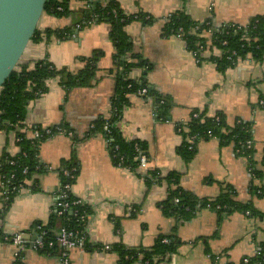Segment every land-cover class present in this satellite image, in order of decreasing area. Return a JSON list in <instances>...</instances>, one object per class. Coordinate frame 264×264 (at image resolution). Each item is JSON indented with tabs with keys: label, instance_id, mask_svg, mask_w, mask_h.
Masks as SVG:
<instances>
[{
	"label": "crops",
	"instance_id": "1",
	"mask_svg": "<svg viewBox=\"0 0 264 264\" xmlns=\"http://www.w3.org/2000/svg\"><path fill=\"white\" fill-rule=\"evenodd\" d=\"M117 1L125 15H144L150 20H136L126 27L132 49L123 61L144 63L127 73L115 60L117 50L108 22L77 28L88 11L86 1L72 0L67 17L52 20L54 16L45 13L43 17L49 20L46 24H42L43 17L40 20L41 32L70 29L71 36L47 41L43 35L39 42L29 44L21 63L47 59L57 69L77 74L95 51L104 57L91 86L66 89L59 79H52L47 93L28 104V129L65 126L73 136L55 135L41 145L39 160L45 171L35 173L7 208L0 193L3 234L23 233L32 243L36 227L49 226L62 183L60 170L75 156L79 173L72 194L90 211L89 244L72 252L71 264H120L117 254L103 247L150 248L161 234L176 236L180 244L177 253L161 264H243L245 259L261 264L254 258L264 244V217H259L264 214V59L247 56L220 71L213 59L222 54L210 35H205L208 47L198 62L183 40L164 35V26L168 15L184 12L194 23L246 27L256 17L264 18V0ZM109 2L97 0L103 6ZM120 78L151 91L147 98L125 94L119 104L120 119L115 122L125 141L145 145L148 163L142 169L118 166L105 135L92 132L98 119L119 113L114 103L121 96ZM162 99L169 104L165 120L157 115ZM194 110L208 117L222 112L229 126L238 120L251 123L254 169L261 178L252 174L250 162L232 143L201 141L190 161L179 154L183 137L177 126L189 122ZM19 152L14 132L0 131V160L4 154ZM153 173L159 178L179 174L180 187L198 199L216 200L231 189L238 205L251 206L257 215L234 210L219 217L216 210L204 208L183 224L178 216L163 214L160 204L168 199L169 185L162 180L149 187ZM60 227L61 223L56 226ZM17 253L13 243L0 242V264H59L57 256L43 254L31 245L20 256Z\"/></svg>",
	"mask_w": 264,
	"mask_h": 264
},
{
	"label": "trees",
	"instance_id": "2",
	"mask_svg": "<svg viewBox=\"0 0 264 264\" xmlns=\"http://www.w3.org/2000/svg\"><path fill=\"white\" fill-rule=\"evenodd\" d=\"M72 0H48L46 5V13L51 14L58 18L67 17L70 13L69 5ZM90 3L91 7L86 11L85 19L81 24L91 20L92 15H96L95 23L108 22L111 25L110 39L113 41L116 47L115 60L117 65L123 67L124 73L129 72L135 67H142L144 63L139 62V59L135 62L128 63L123 61V58L132 49L130 38L126 33V27L136 20L143 22H150L144 15L127 16L121 9L117 0H110V2L103 6L97 3V0H79ZM62 8L63 11L58 9ZM208 24L210 25L208 26ZM196 25H200L198 32H193V28ZM183 28L185 31V41L189 50L193 53H197L200 45L207 46V38L205 35L208 31H211L208 35L211 36L213 45L220 51H223V56L220 59H213L220 71H224L229 67H233L237 64L239 59L250 56L257 61L264 59V18L256 17L246 27H239L235 25H226L222 27H214L210 22L194 23L188 15L184 12H177L173 15V18L165 23L164 35L170 37L179 32V28ZM240 28V29H239ZM70 29L64 30H46L41 32L37 30L32 39L33 42H39L42 40V36L46 40H50L51 37H56L59 40H64L70 37ZM227 42L226 46L222 43ZM233 52L236 55L233 56ZM104 57V53L101 51H95L92 56L86 60V66L83 70L77 74L68 73L64 69H57L53 63L49 60H38L29 63H20L16 69L12 72L10 78L6 81L2 89L0 90V131L14 132L15 137L22 139L17 145L20 147V152L16 156H9L4 154L0 160V174L3 177L15 175V179L12 181L15 183L26 184L32 176L39 172L42 173L45 170L41 166L39 160V152L41 145L48 140L44 138L41 140L32 139V133L35 129L41 127H31L28 129L25 125L27 106L32 101L43 94L47 93L48 81L52 79H59L60 84L66 89L74 88H86L91 86L98 71V63L101 58ZM233 58L229 60V58ZM120 85L122 90L120 97L116 104L119 111V104L123 101V96L127 93H134L139 87H146L145 85H137L132 81L124 80L120 78ZM132 84V88L129 89L128 85ZM147 88V87H146ZM149 90V89H148ZM151 94L149 90L148 96ZM159 107L157 109V115L159 118L165 120L169 112V104L165 100H158ZM264 108V105H262ZM194 114L199 117L194 119ZM120 119V111L116 116L112 117V125ZM104 118L98 119L94 123L93 133H103L107 139L104 131ZM68 131V128L61 126ZM251 123L243 120H238L233 126H229L226 121V116L219 112L213 117L206 116L203 112L194 110L191 119L185 128V124H179L177 131L183 137V144L179 148V154L186 160L190 161L194 158L198 144L201 141H207L211 138L209 134L217 136L219 141L223 145L234 144L241 155H243L250 162V169L253 175L261 178L260 172L255 170L254 161V147L247 149L246 143L252 141ZM28 131L31 135L28 136ZM196 135V141L194 144L189 143L188 138ZM112 146H119V156L123 159L114 160L119 166L137 170L138 168V156L136 151V145H138L145 152V145L138 141L127 142L118 133L115 126L112 127ZM110 148L112 155V148ZM192 147V149H190ZM146 154V153H145ZM113 158V156H112ZM15 162L11 165L10 162ZM121 162V163H120ZM262 164L264 166V153L262 157ZM27 169V173H24ZM63 169H76L74 172V178H64L62 175ZM62 181L74 184L78 173L79 166L75 162V156L66 162L64 168L60 170ZM154 180V181H153ZM165 180L169 185L168 199L160 204L163 214L167 217L178 216L181 223L185 224L190 222L200 209L206 208L209 204L213 210H216L219 217L228 214L234 210H240L244 213L257 215L251 206L238 205V203L232 197V190L226 189L216 200L198 199L191 192L185 191L180 187V175L177 173H169L165 178H159L157 173H153V179H148L149 187L153 182H161ZM14 196L11 198L13 200ZM179 199V203H175V200ZM9 202V205L11 203ZM219 207V208H218ZM86 211L90 214L88 208H82L81 212ZM260 218L264 217V214H259ZM61 226L67 225L69 229H82V226L77 223L75 216L59 217L54 214L49 226L44 227L49 231V237L45 242V249L40 250L43 254L57 256L59 254V246L55 241L56 234L59 228H56L58 224ZM3 234V232H1ZM53 241L55 246L49 248V242ZM167 241V243H165ZM179 242L176 236L167 237L165 235H159L155 241V244L150 248H126L122 245H115L111 248V252L117 254L120 264H161L166 258L176 254L179 249ZM87 247V246H86ZM259 253L254 258V261H258L264 264V244L259 247ZM251 263V262H250Z\"/></svg>",
	"mask_w": 264,
	"mask_h": 264
},
{
	"label": "built area",
	"instance_id": "3",
	"mask_svg": "<svg viewBox=\"0 0 264 264\" xmlns=\"http://www.w3.org/2000/svg\"><path fill=\"white\" fill-rule=\"evenodd\" d=\"M88 9H90L91 5L88 3ZM59 11H63L62 8L58 9ZM174 14H170L166 18V22L171 20L173 18ZM96 15H92L91 20L88 22H85L83 24L77 25V28L80 29L83 26H87L90 24L95 23ZM210 24H208L209 26ZM200 25L194 26L192 29L193 32H198L200 30ZM211 28V25H210ZM240 29V28H239ZM211 33V31H208L206 34ZM181 40H183L185 43V31L181 27L179 28V32L175 35H173ZM223 46L227 45V42L222 43ZM205 52V46L200 45L199 50L197 53H193L194 56H196L197 61H201V55L202 53ZM221 56L219 57L222 58L223 51H221ZM236 55L235 52H233V56ZM229 60H232L233 58L228 57ZM128 88H132V84L128 85ZM134 94L147 98L149 94V90L146 87H139L138 89L135 90ZM261 105H264V102H261ZM116 116V115H115ZM199 116L197 114H194L193 118L197 119ZM104 131L107 136V143L108 146H112V139L109 138V136H112V127L115 125H112V117H106L104 118ZM185 128H187L188 122L184 123ZM94 128V125L92 126ZM116 128V126H115ZM117 129V128H116ZM15 135V134H14ZM55 135H68V136H73L72 132H69L65 130L61 126H56V127H47V128H37L33 131L32 133V139L35 140H41L44 138H52ZM209 137L214 140H219L217 136H213L212 134H209ZM197 136L194 135L190 138H188L189 143L194 144L196 141ZM22 139L16 138L15 141L16 143L20 142ZM253 147V142L248 141L246 143V148L250 149ZM112 148V156L113 159L115 160H120L122 161L123 159L119 156V146H113ZM192 149V147H190ZM136 151L139 153L138 156V168L142 169L147 166L148 163V158L145 152L138 146L136 145ZM15 162H10L11 165H14ZM121 163V162H120ZM121 166V164L119 165ZM76 169H63L62 170V175L64 178L68 179H73L74 178V172ZM24 173H27V169H25ZM15 179V175L11 174V176L3 177L2 178V184L0 187V193L3 197V200L5 202V208L9 206V202L11 201V198L16 196L24 187V183H15L12 180ZM72 187L73 185L69 182H63L59 186V189L56 192V203H55V214H57L59 217H65L67 215L69 216H75L77 218V223L82 226V229H69L67 225H63L58 229V232L56 234L55 241L59 246V254L57 255L59 264H71V255L72 252L78 249H84L86 246L89 244V239L87 236L86 228L89 223V214L84 211L81 212L82 208H87L86 204L80 200L77 199L73 196L72 194ZM175 203H179V199L175 200ZM209 209H212L210 204L206 207ZM219 208V207H218ZM2 232V227L0 226V242H7V243H13L16 247L19 253H17L18 256H20V253L28 246L31 245L34 249L36 250H44L45 247V242L44 240L49 237V231L44 229V226L39 225L36 227V237L33 240L32 243H29L28 239H25V234L23 233H16L14 235H4L1 234ZM167 243V241H165ZM55 246V243L53 241L49 242V248H52ZM104 250L110 251L111 247L110 246H105L103 247ZM257 254H260L259 252ZM264 258V255H263ZM243 264H250V261L248 259H245L243 261Z\"/></svg>",
	"mask_w": 264,
	"mask_h": 264
},
{
	"label": "water",
	"instance_id": "4",
	"mask_svg": "<svg viewBox=\"0 0 264 264\" xmlns=\"http://www.w3.org/2000/svg\"><path fill=\"white\" fill-rule=\"evenodd\" d=\"M48 0H0V90L32 42Z\"/></svg>",
	"mask_w": 264,
	"mask_h": 264
},
{
	"label": "rangeland",
	"instance_id": "5",
	"mask_svg": "<svg viewBox=\"0 0 264 264\" xmlns=\"http://www.w3.org/2000/svg\"><path fill=\"white\" fill-rule=\"evenodd\" d=\"M49 20V17L46 15V16H44L43 17V20H42V24H46V22ZM52 20H58L57 18H55V16H54V19H52Z\"/></svg>",
	"mask_w": 264,
	"mask_h": 264
}]
</instances>
